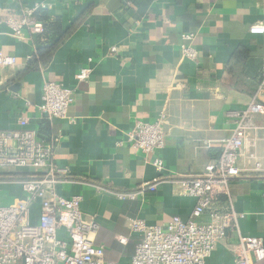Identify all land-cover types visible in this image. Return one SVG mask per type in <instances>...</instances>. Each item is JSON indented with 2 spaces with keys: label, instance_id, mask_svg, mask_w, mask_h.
I'll list each match as a JSON object with an SVG mask.
<instances>
[{
  "label": "crops",
  "instance_id": "obj_1",
  "mask_svg": "<svg viewBox=\"0 0 264 264\" xmlns=\"http://www.w3.org/2000/svg\"><path fill=\"white\" fill-rule=\"evenodd\" d=\"M44 1L0 0V52L17 61L13 69L0 68V129H17L18 120L26 117L28 127L39 132L44 83L73 89L68 117L74 123L48 121L51 135L58 136L53 161L64 171L58 192L81 196L84 219L97 218L100 230L93 242L105 248L104 261L128 264L139 241L129 222L141 219L165 229L173 216L188 220L195 199L178 195L177 182L200 175L219 157V141L229 138L234 127L228 113L244 110L258 93L260 83L252 96L233 90L226 68L234 51L244 47L254 61L248 70L264 72V35L249 33L251 26L264 23V0H56L49 14L71 33L45 66L23 74L35 43L27 34L24 39L11 36L5 21L21 18L24 5ZM184 34H193L189 45L195 59L181 54V46L188 44ZM83 68L90 69L88 79L77 82ZM260 95L257 100L264 105V92ZM160 114L165 116L162 150L144 155L132 148L126 134L137 122L153 123ZM252 121L264 127V114ZM258 135L255 153L262 157L264 130ZM156 155L163 172L153 166ZM246 164L249 171L230 183V197L218 195L211 205V211L232 208L244 218L205 264H235L239 235L264 239V173H253L252 162ZM238 166L243 167L242 160ZM23 178V172L0 168L3 205L25 201L18 183ZM152 185L154 191L136 201L121 202L113 195ZM38 213L36 203L33 221Z\"/></svg>",
  "mask_w": 264,
  "mask_h": 264
},
{
  "label": "built area",
  "instance_id": "obj_2",
  "mask_svg": "<svg viewBox=\"0 0 264 264\" xmlns=\"http://www.w3.org/2000/svg\"><path fill=\"white\" fill-rule=\"evenodd\" d=\"M21 4L24 0H18ZM56 0H45L31 6L24 5L21 18L12 17L5 21L11 36L33 41L42 33V26L34 14L40 9H51ZM79 3L83 0H66ZM252 35H264V23L249 28ZM188 44L181 46V54L187 59H195L196 53L189 45L193 34H184ZM111 51H115L112 48ZM17 66L15 57L0 52V68L13 69ZM89 68H83L76 75L77 82L88 79ZM73 89L60 83L46 81L41 90L38 113L41 120H69L68 111L74 102ZM264 92V74L258 93L242 111L228 113L234 127L229 138L219 141V157L208 164L195 177L181 178L176 193L195 199V206L188 220L173 216L162 229L149 225L141 219L129 222V230L139 237L134 253L128 264H205L216 245L227 237L228 232L237 230V222L243 214L211 211V205L218 195L230 197V183L249 169L264 173V152L256 155L259 131L264 130L252 121L253 116L264 114V105L257 99ZM164 114L153 123L137 122L126 134L132 148L144 155L156 154L164 146L162 125ZM17 129H0V168H8L25 173L19 180L25 201L11 205L0 202V264H115L104 261V250L93 242L98 230L95 216L85 220L81 211V196L63 197L58 192L60 175L64 173L53 161L58 136L49 139L28 127V119L21 117ZM263 147H264V138ZM264 150V149H263ZM242 160L243 167L238 163ZM153 166L163 172L162 158L156 155ZM155 186H144L137 192H116L114 197L121 201H136L144 192L154 191ZM39 204V213L32 219V208ZM207 215L208 220L200 218ZM126 244V239L119 238ZM235 264H256L264 260V239L239 235L234 250Z\"/></svg>",
  "mask_w": 264,
  "mask_h": 264
},
{
  "label": "trees",
  "instance_id": "obj_3",
  "mask_svg": "<svg viewBox=\"0 0 264 264\" xmlns=\"http://www.w3.org/2000/svg\"><path fill=\"white\" fill-rule=\"evenodd\" d=\"M34 18L42 26L43 31L33 38V42L36 46L35 54L28 62L26 68L22 72L23 74L45 66L53 52L71 33V30L64 31L60 19L51 16L47 9H38L34 14ZM252 59L250 52L246 48L238 47L230 57L226 68L230 75V87L248 96L253 95L255 87L260 83L264 74V72L258 74L256 71L251 72L248 70L250 64H252ZM237 66H241V68ZM39 134L45 139H49L52 136L47 120L41 123ZM99 230L100 225L96 235ZM103 250L105 252L104 247Z\"/></svg>",
  "mask_w": 264,
  "mask_h": 264
}]
</instances>
